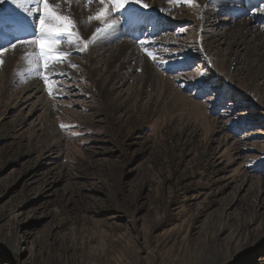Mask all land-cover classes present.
Returning <instances> with one entry per match:
<instances>
[{
	"label": "rangeland",
	"instance_id": "374dc122",
	"mask_svg": "<svg viewBox=\"0 0 264 264\" xmlns=\"http://www.w3.org/2000/svg\"><path fill=\"white\" fill-rule=\"evenodd\" d=\"M214 1L121 19L157 58L112 93L61 63L51 95L0 82V264H264V48Z\"/></svg>",
	"mask_w": 264,
	"mask_h": 264
},
{
	"label": "bare ground",
	"instance_id": "6f19581e",
	"mask_svg": "<svg viewBox=\"0 0 264 264\" xmlns=\"http://www.w3.org/2000/svg\"><path fill=\"white\" fill-rule=\"evenodd\" d=\"M194 1H195V3L193 5L199 7L205 0H194ZM256 1L257 2L244 0V3L247 6V7L246 6L244 7L240 4L235 5V4H238V2H239L238 0H231V1L230 0H215L209 6L207 16L212 17L213 15H219L222 12H226V13H231V14L235 15L236 18L242 17V19H240V20H237L235 18L236 19L235 20V27H234V31H233L235 34L234 35L235 38H239V37L242 38L243 37L242 38L243 40L241 42H242L243 46L246 47V49L250 46H253L254 49L260 50L261 48H264V27H261L257 24V20L255 17L250 16L251 11L248 8L251 6H255L256 3H258V0H256ZM145 2L149 3V5H150L149 9H153V10L156 9L157 10V8H159L160 11H163L160 18L161 17L163 18V17H166L167 15H170V11H172L171 8L173 7V5L168 4L167 0H145ZM64 7L65 6L63 5V3H61L62 10L64 9ZM91 7L92 6H87V7H84L82 5L77 6V4L75 3V0H73V3L67 9V11H69L72 14V19L76 21L77 30H79L80 34L84 37V39H91V36L95 31V26L97 25V22L92 21V22H90L89 26L85 29L80 23V21L82 19H86L87 15L90 14ZM4 8L8 9V10H12L13 6L11 4H9L8 7H4ZM161 9H163V10H161ZM247 12H248L249 17L245 18L244 16L246 15ZM257 13L260 16L264 15V14H261L259 12H257ZM140 17L141 18H139V19H142L143 21L142 22L140 20H138V21L141 23L144 22L145 24H147L148 22H151L152 21L151 19H153L152 17H148V15H146L144 17H142V16H140ZM138 21H135L133 24L130 22L127 26H125L127 28V32H130V33L138 32L137 28L135 27V24L139 23ZM100 26L102 27V25H100ZM137 45L138 44H136L134 41H132L131 39H129L128 37H126L123 34L121 27L118 24L116 29L114 31H112L110 34H106L104 36H98V38L94 42L89 44V46L86 50L81 51L83 54L82 55L83 56L82 61L77 62L76 57L71 56L70 58H68V56H67L64 58L67 62L57 64L58 66L57 65L56 66L60 69L59 71H61V73H63V74L67 73L72 77H76V79L78 78L76 76V73L79 74L78 72H80V71L82 72L83 71L82 69H84L86 71V75L81 76L82 77L81 80L82 79H84L85 81H86V79L89 81L92 80V82L97 83L96 86L98 87L99 91H101L102 89H105L106 93H109V92L112 93V92H114V90H116L117 85H118L120 80L125 81L122 78V73H123L122 69H124V67H126L129 63H132V61L137 62L140 59L139 61L141 62V65L139 67L143 69V70L141 69L142 72H144V74H142V75H146L145 71H147L146 69L150 65L148 63V62H150L148 60L149 57L147 55H144L143 49L140 47V45L139 46H137ZM60 47L63 48L62 45ZM63 49H71V51H77L78 50V49L74 48V46L72 44L71 45L69 44L68 47L63 48ZM148 50L150 51L151 49L149 48ZM30 52H31V49H28L25 52V51H21L19 49V46H18L17 49H15V50L10 49V51L8 53H5V55L3 57L4 64L1 66L2 68L0 67V77L1 76L3 77V78L1 77V79H3V80L0 79V82L4 83L3 89H5L6 91L15 90L20 85L26 84V86L24 87L25 90L26 89H33L35 91H41V93H42V90L45 91L43 84H42V80L35 74L34 71L29 70V65H28L25 57ZM75 64L77 66L73 67L72 65H75ZM80 66H81V68H79ZM98 66L104 67V71H100L99 70L100 68ZM101 70H103V68ZM55 71H56V69H55ZM131 71H132V69H131ZM157 72L158 71L156 70L155 73H157ZM151 73L154 74L153 71H151ZM151 73L150 74L148 73L147 79L151 78ZM124 74H125V72H124ZM160 74L162 75L161 72H160ZM154 75L156 76L155 79H160L162 81L163 76L159 75V73L157 75L156 74H154ZM123 77H125V76L123 75ZM136 79L138 80V78H136ZM168 79H170V78H168ZM139 81L140 80H138V82ZM156 81L157 80H155V82ZM163 81H165V78L163 79ZM157 84H158V86L160 85L159 82H157ZM169 84H170V82H169ZM0 85L2 87V84H0ZM173 86H175V84ZM57 87H59V86L57 85ZM172 87L170 88L168 86V88H170L171 91H172ZM139 88H141V87H139ZM154 88H156V87H154ZM162 88H163V85H162ZM174 89H175V87H174ZM58 92H59V94L63 93L60 89ZM45 93L46 92H44V94ZM180 94L181 93H179L178 95H180ZM172 96H174V95L172 94ZM175 103H176V100H175ZM40 104L43 105V103H40ZM172 106H174V105H172ZM44 107L48 111V114H52L53 112H55L58 109L56 106H53V103L48 99H45V103L43 105V108Z\"/></svg>",
	"mask_w": 264,
	"mask_h": 264
},
{
	"label": "snow or ice",
	"instance_id": "6c2138e0",
	"mask_svg": "<svg viewBox=\"0 0 264 264\" xmlns=\"http://www.w3.org/2000/svg\"><path fill=\"white\" fill-rule=\"evenodd\" d=\"M180 2L167 0L171 5ZM184 2L193 4L194 0ZM61 3L65 6L63 10ZM72 3L73 0H0V65L4 64L3 57L10 49L15 50L18 46L25 52L31 49L25 57L29 70L49 85L51 95L53 85L49 83L48 76L44 75V70L49 63L67 62L64 58L71 54V50L61 48L62 43L72 44L74 48L84 51L98 36L114 31L121 19L138 21L141 9L150 7L145 0H75L77 6H92L90 14L80 21L81 25L86 29L90 22H97L91 39H84L77 30L72 14L67 11ZM5 4H11L12 10L5 9ZM253 10L264 14V0H258ZM139 44L147 56L155 61L156 56L148 50L146 42L140 40Z\"/></svg>",
	"mask_w": 264,
	"mask_h": 264
}]
</instances>
